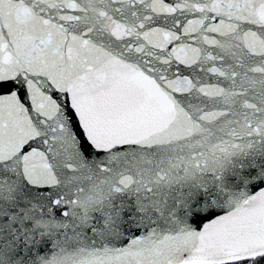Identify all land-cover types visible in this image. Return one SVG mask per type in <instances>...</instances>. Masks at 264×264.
<instances>
[{
  "label": "snow or ice",
  "instance_id": "obj_1",
  "mask_svg": "<svg viewBox=\"0 0 264 264\" xmlns=\"http://www.w3.org/2000/svg\"><path fill=\"white\" fill-rule=\"evenodd\" d=\"M0 264H264V0H0Z\"/></svg>",
  "mask_w": 264,
  "mask_h": 264
}]
</instances>
